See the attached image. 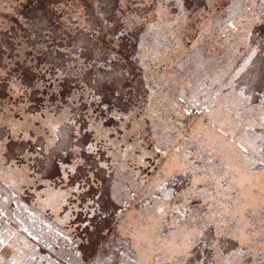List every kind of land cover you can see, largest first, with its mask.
I'll return each instance as SVG.
<instances>
[{"label": "rangeland", "instance_id": "rangeland-1", "mask_svg": "<svg viewBox=\"0 0 264 264\" xmlns=\"http://www.w3.org/2000/svg\"><path fill=\"white\" fill-rule=\"evenodd\" d=\"M174 2L164 0L165 4ZM206 3L201 0L203 14L191 27L178 14L160 17L157 13V26L145 38L143 51L149 54L155 49L161 59L147 72L137 65L132 81L149 97L146 107L150 115L155 114L161 123L165 116L172 124L179 118L169 153L177 148L182 156L185 151L191 152L189 159L201 169L199 183L189 191L184 178L160 189L163 181L150 162L148 169L139 163L133 166L135 157L125 162L116 151L110 171L92 173L96 184L89 186L81 179L77 188L73 181L79 174L72 172L75 157H65L59 167L53 164L36 171L27 156L31 153L35 158L41 144L26 142L30 146L23 156L7 158L0 154V264H78V253L96 242L107 250L105 264H170L165 254L169 240L161 233L153 239L164 251L151 245V251L140 245L134 247L112 232L108 237L113 244L103 239V229L116 218L115 214L105 217L101 207L114 203L111 185L122 189L129 213L153 226L159 223L155 207L166 205L169 215L165 233L170 231L168 225L173 223L176 207H183L186 213L198 208L206 215L221 210L242 211L244 202L253 205V232L264 229V168L258 164L252 167L264 159V109L258 94L242 93L238 86L242 70L250 66L247 62L259 64L264 60V48L259 45L264 24L249 28L250 19L264 13V0H213L210 7H205ZM105 6L109 11L119 8V0H0V77L6 67L14 65L10 71L20 72L30 83L39 76L31 69L43 63L37 53L43 54L54 44L70 46L72 41L92 40L99 31L98 13ZM177 18L186 29L179 42L171 35L175 26L169 27ZM148 23H152L151 17ZM247 31L253 35L246 37ZM134 47H139L137 36L129 34L118 51L131 53ZM29 58L33 63L25 67ZM6 89V81L0 78V106L18 103ZM184 109L192 110L199 120L200 133L195 138L193 129L185 123ZM9 114L15 115L11 109ZM47 119L49 130L41 138L46 149L43 154L49 141L60 134L58 126L63 117L51 108ZM152 126L149 119L144 131ZM105 127L115 131L118 122L109 119ZM114 143L119 148V138ZM241 144L247 152L240 149ZM66 173L71 175L64 179ZM97 189L102 195L93 207L91 194ZM181 195L183 199H178ZM176 223L180 224L179 218ZM255 239L258 244L259 237Z\"/></svg>", "mask_w": 264, "mask_h": 264}, {"label": "snow or ice", "instance_id": "snow-or-ice-1", "mask_svg": "<svg viewBox=\"0 0 264 264\" xmlns=\"http://www.w3.org/2000/svg\"><path fill=\"white\" fill-rule=\"evenodd\" d=\"M212 2L207 0L205 7H210ZM200 4L201 0H175L168 4L164 0H119V8L110 11L106 6L101 8L98 13L99 31L94 30L92 40L72 41L70 46L54 44L43 54L37 53L42 55L43 63L31 69L39 76L30 83L20 72L10 71L14 65L6 67L0 78L7 83L6 91L17 97L19 102L0 106V154L7 158L23 156L30 146L26 142H39L41 151L36 153L35 158L31 153L27 156L30 167L36 171L53 164L59 167V162L65 157H75L72 172L79 175L73 182L79 188L78 181L81 179L89 186L96 184V178L91 174L110 171L115 162L114 154L119 151L125 162L130 156L136 158L133 166L139 163L148 169L150 162L163 181L159 183L160 189L187 178V190L190 191L199 183L201 169L189 159L191 152L185 151L182 156L177 148L169 153L179 118L172 124L165 116L161 123L155 114L150 115L146 107L149 97L140 92L132 81L137 65L147 72L161 59L160 52L155 49L149 54L143 51L145 38L157 26V13L160 17L178 14V18L183 17L184 24L191 27L203 14L204 9ZM150 17L151 24L148 23ZM178 18L171 20L169 25L176 28L171 35L177 42L186 31L184 25L178 23ZM257 23L264 24V13L252 17L249 28ZM129 34L137 36L139 47H134L131 53L121 54L118 51L121 41ZM252 35L253 32H246V37ZM259 45L264 48V36L260 37ZM32 63L29 58L25 67H30ZM247 63L250 66L242 70L243 79L238 81V86L242 93L258 94L262 101L261 108L264 109V60L259 64ZM51 108H55L63 119L61 126H58L60 134L49 141L47 152L43 154L46 149L41 138L49 130L47 117ZM9 109L15 113L14 116L9 114ZM29 112L31 116L27 115ZM41 112L45 115L42 116ZM182 115L187 116L185 123L193 129L192 137L195 138L200 133L197 127L199 120L190 109H184ZM109 119L118 122L115 131L105 127ZM149 119L153 126L144 131ZM118 138L119 148L114 143ZM187 140L188 137H185V147H188ZM239 147L247 152L243 144ZM257 164L264 168V159L257 160L252 167ZM64 167L66 169L67 165ZM70 175L66 173L64 179ZM111 191L114 203L101 205L105 217L116 216L103 229V239L109 245L114 243L108 237V233L112 232L134 247L140 245L146 251H151V248L164 251L157 247L153 239L158 232L169 240L165 245V254L170 264H264V229L253 232L255 216L250 203L244 202L242 211L221 210L206 215L201 214L198 208L186 213L183 207H176L173 223L168 225L170 231L165 233L164 225L168 224L169 215L166 205L155 207L154 215L159 223L153 226L141 216L129 213L130 206L124 202L122 189L111 185ZM98 192L99 189L91 194L93 207H96V201L102 195ZM178 199H183V196ZM261 214L264 215V208ZM178 218L179 225L176 223ZM261 223L264 224V220ZM4 243L7 244V241ZM111 255L115 261V252ZM78 256L81 258L78 264H105L108 259L107 250L99 242L85 247Z\"/></svg>", "mask_w": 264, "mask_h": 264}]
</instances>
